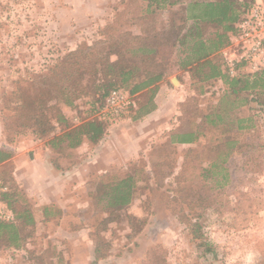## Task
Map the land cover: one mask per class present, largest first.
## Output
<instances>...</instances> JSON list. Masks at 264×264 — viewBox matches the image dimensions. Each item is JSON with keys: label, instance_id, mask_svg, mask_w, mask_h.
Here are the masks:
<instances>
[{"label": "rangeland", "instance_id": "rangeland-1", "mask_svg": "<svg viewBox=\"0 0 264 264\" xmlns=\"http://www.w3.org/2000/svg\"><path fill=\"white\" fill-rule=\"evenodd\" d=\"M146 5V0H0V150L11 153L0 161V220L20 225L21 237L0 242V264L263 263L264 104L255 98L264 102V90L245 102L223 97L221 80L203 79L204 69L180 67L193 44L188 36L182 46L161 47L156 59L165 63L164 78L130 95L136 106L125 112L103 114L104 104L98 109L90 90L71 106L46 97L42 79L69 51L86 46L109 51L119 40L134 45L130 36L147 25L167 31L171 18L182 23L166 9L143 20ZM204 31L203 38L214 30ZM228 44L211 55L224 72L222 49ZM109 58L116 60L115 53ZM51 105L66 125L51 117ZM43 111L54 127L36 132L42 125L34 119ZM101 117L105 133L97 142L83 139L68 147L66 139L59 141L67 128ZM189 129L198 132L194 142H171L172 134ZM28 163H37L34 172L42 174L48 173L43 163H53L58 172L46 182L29 181ZM15 169L24 181L15 178ZM127 175L136 183L133 199L108 221L97 191ZM43 196L61 198L65 212L58 203L39 204ZM24 210H30L33 228L27 216L19 218ZM189 223L196 224L197 238ZM97 237L107 243L108 255L94 261Z\"/></svg>", "mask_w": 264, "mask_h": 264}, {"label": "trees", "instance_id": "trees-1", "mask_svg": "<svg viewBox=\"0 0 264 264\" xmlns=\"http://www.w3.org/2000/svg\"><path fill=\"white\" fill-rule=\"evenodd\" d=\"M185 1L187 0H146L143 20L153 18L161 9H166L170 16L179 15L182 23L176 25L174 19L171 18L167 31H158L153 26L147 25L141 34L130 36L134 42L136 41L134 45H127L119 40L114 44L115 49H110L113 50L111 52L110 50L105 51L104 48L97 49L95 46H86L66 53L50 69L51 76L42 79V83L47 85L46 97L60 98L63 104L71 106L75 99L80 95L87 94L90 90L100 101L97 107L99 109L112 89L118 88L129 95H134L139 90L155 87V84L165 76V63L156 59L161 47L175 48L177 43L182 46L188 36L193 40V44L187 48L190 49V52L187 51V55L179 60L180 67L190 71L194 67L193 72L204 69L203 79L221 80L226 87L223 97L233 96L235 100L239 98L245 102L250 94H262L264 67L253 73L231 76L226 71L224 72L211 56L229 43L231 36L236 32V24L240 20L241 14L253 1L188 0L184 3ZM193 8H198V12L188 13V10ZM188 19H191L192 23L185 28ZM206 27H212L214 31L203 38ZM110 53H115L116 60H110ZM85 78L86 82L83 83ZM255 99L262 105L264 104L257 97ZM135 106L134 99L133 104L128 108ZM49 109L52 112L51 117H54L57 123L66 125V118L57 106L51 105ZM43 113L44 111L37 115L42 116ZM42 117L46 122V127H43ZM42 117L34 119L35 122L42 125L36 129V132L44 133L52 130L54 126L49 123V119L45 115ZM102 120H106L105 117L86 121L77 127L67 128L59 141L66 139L68 147L78 146L83 139L95 143L105 133V125ZM207 121L214 123V119L209 115H207ZM237 127L241 128L240 125ZM197 136L196 130L189 129L172 134L170 140L176 143H191L196 140ZM10 154V151L0 150V161L6 159ZM135 187L136 183L133 181V177L127 175L112 182L108 181L97 191V200H104L101 210L108 213V221L115 220L118 211L131 202ZM24 211L19 215V218L27 216L28 223L33 228L34 220L30 210ZM19 222L23 223L20 219ZM101 224L106 226L105 221ZM189 225L193 226L192 232L197 238L199 234L195 229L196 224L189 223ZM18 226L20 225L0 220V242L9 243L16 241L17 238L21 239L17 234ZM107 248V243L97 237L94 241V261L106 257L108 255ZM262 264H264V260Z\"/></svg>", "mask_w": 264, "mask_h": 264}, {"label": "built area", "instance_id": "built-area-1", "mask_svg": "<svg viewBox=\"0 0 264 264\" xmlns=\"http://www.w3.org/2000/svg\"><path fill=\"white\" fill-rule=\"evenodd\" d=\"M222 55L225 70L231 76L239 72L253 73L264 67V0H254L243 11ZM131 104L132 96L115 88L106 96L102 113L118 115Z\"/></svg>", "mask_w": 264, "mask_h": 264}, {"label": "crops", "instance_id": "crops-1", "mask_svg": "<svg viewBox=\"0 0 264 264\" xmlns=\"http://www.w3.org/2000/svg\"><path fill=\"white\" fill-rule=\"evenodd\" d=\"M161 87V89L163 88V85H161L160 86ZM153 114H155L154 113V111L153 112H151V114H149L148 116H147V118H150V116H153ZM35 157H37L36 155H35ZM35 157H34V160H35ZM37 163H28V170H29V172H28V178H29V181H30V177H34L33 179L34 180H39V181H45L46 182V178H47V176L50 174L51 176L53 175V174H55V173H57L58 172V168L57 167H55L54 165H53V163H43L44 165H45V169L47 170V172L48 173H38V172H34L35 171V165H36ZM13 175L15 176V178L16 179H18V180H20V181H24V176L22 175V174H19V172L17 171V169H15V171L13 172ZM44 179V180H43ZM38 199H39V204H41V205H46V204H49V203H58L59 204V207L61 208V210H62V212L64 213L65 212V207H63V205H62V203H61V198H58V200L57 199H54V198H48V197H46V196H43V197H38ZM34 201H37L35 198H34Z\"/></svg>", "mask_w": 264, "mask_h": 264}]
</instances>
